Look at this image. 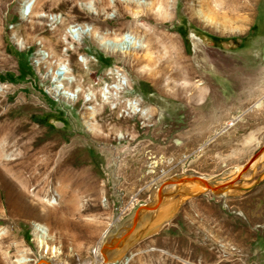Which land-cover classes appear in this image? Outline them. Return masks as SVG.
<instances>
[{"label": "rangeland", "instance_id": "rangeland-1", "mask_svg": "<svg viewBox=\"0 0 264 264\" xmlns=\"http://www.w3.org/2000/svg\"><path fill=\"white\" fill-rule=\"evenodd\" d=\"M262 98L264 0H0V264H107L138 223L109 264H264V155L133 220L264 149Z\"/></svg>", "mask_w": 264, "mask_h": 264}, {"label": "bare ground", "instance_id": "bare-ground-1", "mask_svg": "<svg viewBox=\"0 0 264 264\" xmlns=\"http://www.w3.org/2000/svg\"><path fill=\"white\" fill-rule=\"evenodd\" d=\"M191 35L194 36V33L192 32ZM131 43H135V38L130 33H125L122 36V38L119 40L108 39V41H106V44L108 46L112 47L113 49H117V50L118 49L120 50L121 48L123 49L128 44H131ZM253 87H254V85L251 83V81L249 79L244 82L243 88H247L249 90H252ZM263 102H264V98H262L260 101H258L255 104V106L262 105ZM237 117L235 116L230 122H228L227 123L228 126L230 124H232ZM263 155H264V149L262 148L260 150H257L255 155L249 160V163L245 167L241 166V167L231 168L230 170H228V171L226 170V172L219 174V175H216V176L203 177V176H199L197 174H194L195 176L187 179V174H181V175L177 174V175L171 177L166 183H164L162 185H157L155 187L153 194H152V198L150 199L149 202H146L142 205V209L139 211L140 214L137 215V218L141 219V216L143 214L146 215V213L152 212V210L155 209L156 207H159V209H160L158 215H160L164 211H166L165 206H164L165 205L164 200L166 199L168 193L171 192L170 190H174V188L177 191H181L180 187L182 184H184V186L186 185L190 188L193 185V187H192L193 189L194 188L198 189L199 187L204 189L205 187H207L209 189V191H212L215 195L225 196V195L233 192V190L238 189L240 187L237 184V181L240 179V177H243L245 174H247V171H245V170L243 171L242 169H247V170L250 169L252 167V164H255L257 159L263 158ZM4 163H6L4 147H3L2 141L0 140V165H2ZM23 167H24V170L30 169L29 163ZM21 174H19V175H21ZM244 178H245V176H244ZM195 182H197V183H195ZM223 183H225V184H223ZM196 184L199 186V187L197 186L198 188L195 187ZM227 184L230 186L227 188V190H224V187ZM216 185H218V187H216ZM168 198H170V197H168ZM171 201H173V200H171ZM171 204H172V202H171ZM138 225H139V223L136 225H125V227L122 228V230H120L118 235L116 237H114V239L109 242V244L106 247V253H103L104 258H105V261H104L105 263L109 264L113 261H121L124 258L126 249L119 250L120 246L117 245L118 236H119V234L122 233L123 230H125V228L135 229L136 227H138ZM143 230H146V229H143ZM143 230L139 231V233L142 234ZM33 234L35 236V239L38 242V245L43 247L45 252H47V251L54 252L55 251L54 250L55 248L52 247L48 243V238L44 235L43 231H41V229L39 228L37 223L34 224ZM37 264H55V263H53L51 260L49 261V260L44 259L42 257V258H40V261L37 262ZM122 264H129L128 259L123 261Z\"/></svg>", "mask_w": 264, "mask_h": 264}, {"label": "water", "instance_id": "water-1", "mask_svg": "<svg viewBox=\"0 0 264 264\" xmlns=\"http://www.w3.org/2000/svg\"><path fill=\"white\" fill-rule=\"evenodd\" d=\"M257 152V150L254 152V153H252L249 157H248V159L244 162V167L249 163V160L255 155V153ZM193 176H195L194 175V173H189L188 175H187V178H191V177H193ZM205 181V180H204ZM216 187H218V185H216ZM137 218V215H136V211L134 212V214H133V220H135ZM35 264H37V263H35Z\"/></svg>", "mask_w": 264, "mask_h": 264}, {"label": "crops", "instance_id": "crops-1", "mask_svg": "<svg viewBox=\"0 0 264 264\" xmlns=\"http://www.w3.org/2000/svg\"><path fill=\"white\" fill-rule=\"evenodd\" d=\"M235 167H238V166H233L232 168H235ZM194 174H196V173H194ZM197 175H199V176H203V177H208L209 175H205V174H197Z\"/></svg>", "mask_w": 264, "mask_h": 264}]
</instances>
